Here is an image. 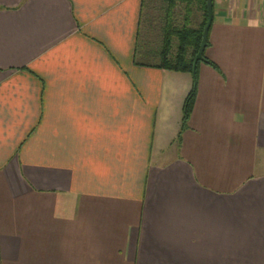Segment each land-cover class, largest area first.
<instances>
[{"label":"crops","instance_id":"crops-1","mask_svg":"<svg viewBox=\"0 0 264 264\" xmlns=\"http://www.w3.org/2000/svg\"><path fill=\"white\" fill-rule=\"evenodd\" d=\"M155 1L0 0V264H264V0H215L183 131Z\"/></svg>","mask_w":264,"mask_h":264},{"label":"trees","instance_id":"trees-1","mask_svg":"<svg viewBox=\"0 0 264 264\" xmlns=\"http://www.w3.org/2000/svg\"><path fill=\"white\" fill-rule=\"evenodd\" d=\"M163 1L168 4L169 8L166 10L167 20H171L172 11L179 3L186 4L188 15L193 12V5H196L202 16L198 27H190L187 23L182 27H177L172 22H167L164 29L162 50L159 53V67L177 72H187L193 78L192 89L183 105V123L181 128V131H183L196 102L200 66L202 64L215 66L206 55V51L211 45L210 33L215 18V0Z\"/></svg>","mask_w":264,"mask_h":264},{"label":"rangeland","instance_id":"rangeland-1","mask_svg":"<svg viewBox=\"0 0 264 264\" xmlns=\"http://www.w3.org/2000/svg\"><path fill=\"white\" fill-rule=\"evenodd\" d=\"M154 5L155 6L150 10H147L144 15L143 36H145L144 34L146 33L145 28L148 27L149 34L146 35V38H149L152 41L153 51H158V54L162 50L164 29L167 22H172L173 25L177 27H182L185 23L190 25V27H198L202 20L201 12L196 5H193V12L188 15L186 4L179 3L172 11L173 14L171 20L166 19V10L168 8L166 2L159 0L158 2L155 1ZM158 60L160 62V58H158Z\"/></svg>","mask_w":264,"mask_h":264}]
</instances>
